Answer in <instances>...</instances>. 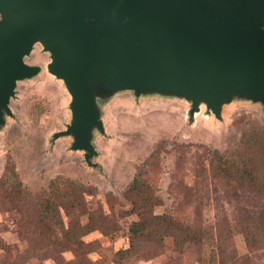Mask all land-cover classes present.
I'll use <instances>...</instances> for the list:
<instances>
[{
  "label": "rangeland",
  "instance_id": "obj_1",
  "mask_svg": "<svg viewBox=\"0 0 264 264\" xmlns=\"http://www.w3.org/2000/svg\"><path fill=\"white\" fill-rule=\"evenodd\" d=\"M24 62L39 72L17 81L8 104L10 114L0 119V176L6 165L13 163L30 200L47 196L49 182L55 178L93 188V200L107 216V235L93 231L82 238L84 242H96L92 260L114 264L112 254L128 247V227L137 216L130 212L124 191L139 170L145 173L148 169L143 176L161 203L154 213H175L193 220L197 208L204 224L231 229L238 256L249 258L243 262L264 264V247L250 253L242 235L234 230L241 209L264 215V197L247 199L225 188L222 180L202 171L201 166L209 167L208 156L193 147L203 145L234 159L244 132L264 131L262 103L234 95L221 104L216 117L203 101L190 116L191 100L182 96L136 95L133 90H122L103 98L113 82L85 66L84 79L91 89L92 102H97L101 123L100 130H91L93 154L86 160L88 151L73 150L71 135L55 137L71 123V98L63 82L47 71L49 53L36 43ZM12 217L13 213L0 211V240L11 250H22L25 242L18 238ZM170 245L167 239L164 257L136 264H174L169 261L175 255L168 250ZM63 258L70 261L73 255L66 252ZM178 263L197 264L194 253L186 254ZM43 264L54 263L46 260Z\"/></svg>",
  "mask_w": 264,
  "mask_h": 264
},
{
  "label": "water",
  "instance_id": "obj_2",
  "mask_svg": "<svg viewBox=\"0 0 264 264\" xmlns=\"http://www.w3.org/2000/svg\"><path fill=\"white\" fill-rule=\"evenodd\" d=\"M36 43L71 98V123L55 137L71 135L86 160L101 123L85 66L113 82L103 98L182 96L190 116L203 101L219 117L234 95L264 105V0H0V119L17 81L39 72L24 62Z\"/></svg>",
  "mask_w": 264,
  "mask_h": 264
},
{
  "label": "trees",
  "instance_id": "obj_3",
  "mask_svg": "<svg viewBox=\"0 0 264 264\" xmlns=\"http://www.w3.org/2000/svg\"><path fill=\"white\" fill-rule=\"evenodd\" d=\"M193 147L208 156L209 167L201 166L202 171L222 180L225 188L239 192L247 199L264 197L263 130L244 132L234 159L203 145ZM149 161L144 163L145 167ZM147 171L142 173L139 170L124 191L131 204L130 212L137 216V220L128 227V247L114 252L112 263L136 264L162 258L169 239L168 250L175 254L169 257V261L174 264H180L178 261L188 253H194L197 264H246L243 261L249 258L238 256L231 241V229L204 224L197 208L193 220L175 213H154V208L161 203L143 176ZM183 188L186 189L187 185ZM48 190L47 196L30 200L14 164L5 166L0 176V211L13 213L12 222L25 247L11 250L0 240V264H43L46 260L54 264H103L104 260L98 262L90 257L96 250V242L82 240L93 231L107 235V216L100 204L93 200L94 189L71 179L55 178L49 182ZM240 214L234 230L242 235L252 253L264 247V215L245 209H241ZM66 252L73 255L72 260L65 261L63 254Z\"/></svg>",
  "mask_w": 264,
  "mask_h": 264
}]
</instances>
